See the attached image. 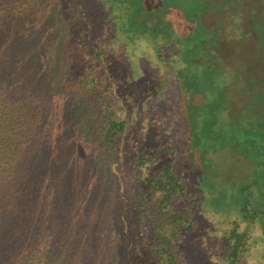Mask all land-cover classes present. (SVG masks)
Here are the masks:
<instances>
[{"label": "trees", "instance_id": "obj_1", "mask_svg": "<svg viewBox=\"0 0 264 264\" xmlns=\"http://www.w3.org/2000/svg\"><path fill=\"white\" fill-rule=\"evenodd\" d=\"M55 2L62 24V61L56 70L41 59L42 51L30 35H7L0 18V241L8 239L15 223L32 228L33 215L23 213L36 205L46 213L49 229L59 197L69 198L85 178L81 163L59 158L61 150L42 130L43 120H50L47 109L35 110L29 100L30 88L50 86L53 80L91 98L98 107L102 142L110 157L115 156L109 166L118 184L117 197L126 201L124 213L128 202L138 211L135 233L131 232L134 244L125 246V264L138 242L155 264H185L179 244L203 218L219 221L226 264H264V213L249 211L245 204L225 215L216 212L209 198H220L198 185L200 171L195 168L181 74L199 63L192 57L197 44L192 31L200 20L189 24L185 19L193 27L184 34L176 24L179 9L150 12L143 0ZM215 48L211 57H216ZM220 60L224 63L219 66L227 71L223 57ZM131 180L135 192L128 185ZM41 196L48 200L46 207L38 201ZM29 240L3 243L0 264L70 261L40 247L38 239ZM80 248L77 262L95 264L92 251L85 244Z\"/></svg>", "mask_w": 264, "mask_h": 264}, {"label": "rangeland", "instance_id": "obj_2", "mask_svg": "<svg viewBox=\"0 0 264 264\" xmlns=\"http://www.w3.org/2000/svg\"><path fill=\"white\" fill-rule=\"evenodd\" d=\"M143 3L150 12H165L169 8L174 13L179 9L176 24L184 34L197 19L205 25L198 21L192 31L197 37L192 57L199 63L191 64L181 74L195 168L200 171L198 185L220 198L221 203L213 196L209 198L210 205L217 206L216 212L225 215L245 204L249 211L263 214L264 0H143ZM0 18L4 19L1 29L7 35L15 32L30 35L34 46L41 49L44 63H49L52 70L60 66L62 24L55 0H0ZM185 19L193 24L188 25ZM19 43L24 47L25 40L20 39ZM214 47L216 57H211ZM218 54L227 65L225 72L219 66L224 62H220ZM214 63L218 66L216 70L211 66ZM60 85L53 80L50 86L34 85L29 90V100L35 110L47 109L46 117L49 115L50 120H43L42 130L47 132L52 145L61 150L59 158L81 163V175L85 178L69 198L59 197L49 229L46 213L36 205L23 213L33 215L36 224L28 229L15 223L11 225L15 229L6 238L20 245L31 241L29 238L38 239L40 247L47 246L70 259L65 264H79L76 257L80 256L82 244L92 251L95 264H125V246L134 244L132 233L138 211L128 202L124 213L126 201L117 197L118 184L109 166L113 156L110 157L102 142L98 107L79 91ZM122 173L129 178L127 172ZM56 183L59 180L55 179ZM128 185L134 187L133 192L137 191L133 180ZM38 201L44 205L48 202L42 196ZM208 215L213 219L211 213ZM219 228V221L200 220L196 230L179 244L185 264H226ZM8 239L0 241V246L9 243ZM138 244L130 251L127 264H155L145 246Z\"/></svg>", "mask_w": 264, "mask_h": 264}]
</instances>
